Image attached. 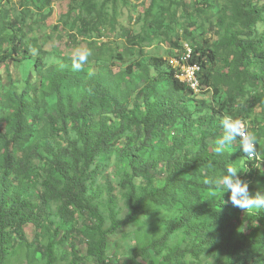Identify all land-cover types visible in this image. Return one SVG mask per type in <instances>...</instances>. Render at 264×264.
Masks as SVG:
<instances>
[{
	"label": "trees",
	"instance_id": "1",
	"mask_svg": "<svg viewBox=\"0 0 264 264\" xmlns=\"http://www.w3.org/2000/svg\"><path fill=\"white\" fill-rule=\"evenodd\" d=\"M205 3L209 5L208 0ZM97 4L98 0H83L87 15L81 17L84 22L90 18L86 23L96 30L102 25ZM184 4L185 18L189 10ZM263 23L264 7L256 0H229L213 26L214 30L218 27L223 31L219 44L193 43L188 65L200 67L203 92L212 88L218 96L225 89L222 101L207 106L177 78V69L162 71L168 62L157 58H152L149 66L137 67L145 74L144 86L131 81L124 87L122 81L115 80L114 72L102 65H96L95 69L103 68L89 76L44 69L41 58L35 68L41 83L50 84H21L13 76V67L31 58L32 46H24L18 21H11L8 11L2 9L0 143L4 152L0 161V264H8L16 235L27 243L28 229L36 226L43 230L50 224L59 237L62 228L73 227L77 216L87 213L100 222L93 227L99 235L90 240L89 257L95 264H109L111 236L135 224L141 215L156 216L149 203L178 209L180 217L165 221L167 230L161 237H139L124 264H142L139 258L145 264H264V208L234 206L230 192L225 193L215 183L226 166L241 165L240 178L248 182L250 196L264 193L258 159L264 124L260 126L254 120L248 126L258 109H263L260 118L264 123V34L257 31ZM125 36L134 46L148 42L147 37L130 31ZM33 46L44 53L37 44ZM181 50L179 57L187 52L184 47ZM218 53L225 55L223 62L228 73L217 70ZM150 66L159 71L158 78H152ZM129 71L133 74V67ZM66 81L84 88L80 104L73 96L65 102L62 88ZM248 86L255 88L256 93H250ZM261 88L263 91L258 93ZM54 93L59 98L57 111L47 113V99ZM135 95L138 99L131 109L130 101ZM194 104L195 112L191 110ZM8 108L15 111L13 116L6 115ZM196 112L201 115L196 116ZM113 115L119 118L118 123L113 121ZM229 116L244 121L247 131L257 137L255 158L243 153L239 138L222 152L215 151L217 139L224 135L222 122ZM118 150L125 164L119 182L121 195L111 191L108 202L103 201L100 191L109 190L112 180L107 178L102 188L97 186V179L100 172L110 168ZM44 152L48 154L46 160ZM37 158L46 162L43 167L37 165ZM41 168L47 173L46 179L40 175ZM39 177L43 179V191L38 196L39 206L35 207V196L30 190ZM119 195L129 210L123 219L116 211ZM52 203L60 205L56 218L51 214ZM103 207L110 212L108 218ZM75 229L74 226L72 234ZM180 233L185 241L179 245L185 247H169L171 236ZM72 234L66 235L68 241ZM55 247L53 244L48 249V264L57 263ZM73 249L74 264H79L76 246ZM151 252L159 259L151 257Z\"/></svg>",
	"mask_w": 264,
	"mask_h": 264
},
{
	"label": "rangeland",
	"instance_id": "2",
	"mask_svg": "<svg viewBox=\"0 0 264 264\" xmlns=\"http://www.w3.org/2000/svg\"><path fill=\"white\" fill-rule=\"evenodd\" d=\"M98 0L97 11L102 13V25L99 29H94L89 26V19L84 22L81 17L86 16L82 5L83 0H0V11L7 10L10 20L18 21L17 26L20 32L24 46L31 47V58L22 61L13 67V76L15 80L23 84L25 81H31L34 85L44 84L49 85L48 81L41 83L39 71L35 65L41 58L44 69L56 68L58 71H64L70 74H84L89 76L93 71H98L102 66L114 72L116 81H122L124 87L127 83H132L139 86H144L146 83L145 74L139 67L140 64L149 66L152 58L163 59L168 63L162 67V71H170L175 68L172 61L181 55L183 47L192 49V45L196 41H210L214 45L219 44L223 37V31L214 30V25L218 16V12L222 6L229 0ZM188 6L189 13L184 18L185 4ZM256 4L264 7V0H256ZM98 13V12H97ZM94 14V16L97 15ZM88 22V23H86ZM130 31L133 35H142L148 38V42L140 43L138 46L131 45L125 36V33ZM259 34H264V23L257 28ZM155 32V33H152ZM219 32V35L216 34ZM221 35V36H220ZM37 44L44 53L34 48ZM180 46L182 48H180ZM83 47L90 49L92 55L88 58L87 63L83 65L80 71L72 69V54L75 49ZM7 51L9 49H6ZM217 70L228 73L225 67L224 57L222 53H218ZM96 58L99 60L96 61ZM96 65H102L97 67ZM5 64H2L4 68ZM133 67V74L129 69ZM103 68V67H102ZM5 72V71H3ZM152 78L160 76L159 71L150 66ZM162 79V78H161ZM9 83L6 81V86ZM248 91L254 94L256 89L248 86ZM213 89H206L204 92L196 94L198 101H203L207 106H216L219 101L225 98V89L220 95L215 96ZM65 96V102H68L71 96L75 102L80 104L83 87H79L69 81H66L62 88ZM262 88L258 90L262 92ZM138 97L135 95L130 101V108L134 107ZM47 113L57 111L58 95L54 93L48 97ZM143 102V99H141ZM193 112L196 111L195 104L191 106ZM207 111V110H206ZM263 111L259 109L252 115V120L248 122L249 128L252 126L251 121L256 120L262 126L263 120L260 114ZM7 116H13L15 111L7 109ZM200 112H196V116H200ZM114 122L118 123L119 118L116 115L112 116ZM6 121V119H5ZM7 125H10L7 123ZM247 128V127H246ZM8 130V126H5ZM75 136L74 131L71 132ZM64 141V140H63ZM125 144L122 141L121 146ZM212 146L215 145L210 141ZM4 152L0 143V161ZM43 159L48 156L44 152ZM259 169L264 178V136L259 142ZM46 162L37 158V165L44 166ZM241 163V162H240ZM235 169L241 177L243 171L241 165ZM40 169V175L43 179L47 178L45 170ZM125 171V164L119 157V150L112 159V164L109 169L100 172L97 179V186L104 188L107 178H111L112 185L109 190L101 189L103 201L109 200L111 191L121 195L120 180ZM107 173V174H106ZM103 175H105L104 179ZM39 177L37 183H33L31 192L34 194V205L39 206L38 196L43 191V179ZM118 196L116 211L120 217L125 218L129 210L127 209L124 199ZM102 201V200H101ZM150 210L155 211L156 216L141 215L139 220L127 228L119 231L116 235L111 236L108 248L109 264H124L128 261L131 250L136 245V240L144 238L146 235L151 237H161L167 230L165 221L178 220L180 213L178 209L162 208L160 206L149 203ZM60 205L58 203L51 204V214L56 218L59 212ZM105 217H109V210L102 208ZM58 222V219H53ZM100 222L93 219L87 213L86 215L79 214L75 232L72 234L73 227L62 228L59 237L56 236L55 226L49 224L43 230H37L36 226L28 229L26 241L16 235L12 241L8 264H48V249L55 244L56 249V264H74L76 261V253L73 246L77 248V256L80 259L79 264H95L94 260L90 259L88 248L90 240L98 237V232L93 229L99 226ZM53 226V227H52ZM110 223H107V227ZM264 226V225H263ZM69 236V241L66 235ZM185 241L184 234L172 235L169 240V247L176 248L178 246L185 247V244L179 245ZM151 257L159 259L154 253H150ZM190 260V259H189ZM140 263L145 262L139 258ZM209 264V263H207Z\"/></svg>",
	"mask_w": 264,
	"mask_h": 264
},
{
	"label": "clouds",
	"instance_id": "3",
	"mask_svg": "<svg viewBox=\"0 0 264 264\" xmlns=\"http://www.w3.org/2000/svg\"><path fill=\"white\" fill-rule=\"evenodd\" d=\"M92 55L90 49L79 47L72 54V69L80 71ZM224 135L217 139L215 151L222 152L227 146L239 138L241 149L246 156L257 155V137L246 130L245 123L239 118L225 117L222 122ZM224 192H230V202L241 209L264 208V193L257 192L254 197L250 196L247 181L240 178L239 172L232 166H226L223 175L215 181Z\"/></svg>",
	"mask_w": 264,
	"mask_h": 264
},
{
	"label": "built area",
	"instance_id": "4",
	"mask_svg": "<svg viewBox=\"0 0 264 264\" xmlns=\"http://www.w3.org/2000/svg\"><path fill=\"white\" fill-rule=\"evenodd\" d=\"M192 53H193V49L191 48L187 49V52L184 53L181 57L175 58L172 61V64L175 67V69H177V78L180 81L186 83L189 87H191L196 94H199L203 92L201 88V83L199 81L200 67L198 65L196 66L188 65V61L192 58Z\"/></svg>",
	"mask_w": 264,
	"mask_h": 264
}]
</instances>
